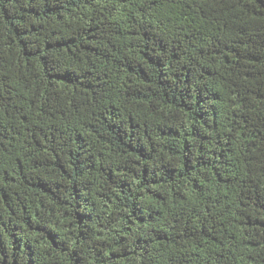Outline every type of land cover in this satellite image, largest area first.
Instances as JSON below:
<instances>
[{"label":"trees","instance_id":"16d2710c","mask_svg":"<svg viewBox=\"0 0 264 264\" xmlns=\"http://www.w3.org/2000/svg\"><path fill=\"white\" fill-rule=\"evenodd\" d=\"M0 264H264V0H0Z\"/></svg>","mask_w":264,"mask_h":264}]
</instances>
